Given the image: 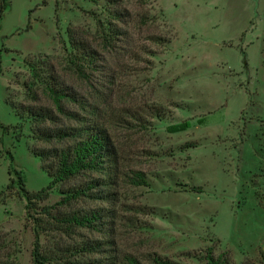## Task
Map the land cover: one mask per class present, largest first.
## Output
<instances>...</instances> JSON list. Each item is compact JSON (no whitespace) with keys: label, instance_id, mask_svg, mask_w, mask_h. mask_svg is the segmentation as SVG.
I'll use <instances>...</instances> for the list:
<instances>
[{"label":"rangeland","instance_id":"1","mask_svg":"<svg viewBox=\"0 0 264 264\" xmlns=\"http://www.w3.org/2000/svg\"><path fill=\"white\" fill-rule=\"evenodd\" d=\"M262 9L264 0H11L0 31V124L10 127H0V259L32 261V222L20 186L8 189L17 181L9 165L30 192L51 181L32 153L49 145L34 139L24 107L53 109L59 128L80 123L46 91L55 78L74 98L63 109L106 128L118 152L116 171L105 163L74 182H104L106 201L72 209L100 210L105 224L63 241L103 244L94 256L103 264L125 254L204 264L207 248L231 264H264ZM110 22L123 33L108 46L99 23ZM83 53L96 60L74 57ZM139 174L146 186L135 184ZM62 189L40 206L59 202ZM56 238L41 236L43 249Z\"/></svg>","mask_w":264,"mask_h":264},{"label":"trees","instance_id":"2","mask_svg":"<svg viewBox=\"0 0 264 264\" xmlns=\"http://www.w3.org/2000/svg\"><path fill=\"white\" fill-rule=\"evenodd\" d=\"M11 0H0V31L2 30V20L6 11L10 7ZM118 12V11H116ZM115 19L121 20V14L114 13ZM125 23V22H124ZM104 36V42L108 46L120 39L121 30L117 28V24L113 26L110 23H99ZM106 26V28H105ZM158 43L166 45L169 40L166 38H156ZM71 43L76 48V51H84L79 45H76L74 37L70 36ZM78 54V52H77ZM94 53H83L80 56H74L78 61L84 60L88 63H93L96 60ZM244 65H247L245 58ZM85 64V63H84ZM91 65V64H89ZM49 78V77H48ZM44 81L43 85L46 91L54 101L58 112L65 116L71 117L75 121H80L75 127L57 126V117L54 110L48 107L25 108L26 114H21L20 117H28L35 126V138L37 142L47 144L49 147H42L38 150H33L35 157L42 162L43 169L47 172L51 181L48 186L37 192H30L26 188V178L24 173L16 170L12 164L8 167V174L17 178L11 179L9 188L15 189L19 187L18 196L26 200L25 210L32 222V232L34 236L32 244V261L31 264H103L102 261L94 259V256L101 252L103 244L99 242L85 241L79 245H70L63 241V237L78 236L81 231H95L100 223H105L100 210H73L72 205L78 204L80 201L90 200L106 201L107 197L100 191L104 186V182L99 180H91L84 184L74 183L84 174L97 172L105 163H112L114 170H117L118 152L114 146L106 128H101L99 124H94L91 120L85 124L80 120L79 114L67 113L61 102L65 99H74L73 95L65 92L59 82ZM51 124V127L49 126ZM55 127H53V125ZM4 132H7L10 127L0 124ZM190 127V122L186 121L180 124L171 126L170 132L178 133L187 130ZM63 144L62 147L51 146V144ZM264 164V158H263ZM264 177V170H262ZM137 186H146L147 182L143 174L136 175ZM62 185L63 198L52 206H40L48 200L51 191L57 185ZM264 204V194L262 195ZM50 233L56 235L53 248L45 251L41 244V236ZM228 252L215 254L213 248H207L204 255V264H231V258ZM150 264H185L174 262L172 260L160 257L158 255L149 256ZM0 264H11L4 259H0ZM114 264H145L137 257L132 255H116Z\"/></svg>","mask_w":264,"mask_h":264},{"label":"crops","instance_id":"3","mask_svg":"<svg viewBox=\"0 0 264 264\" xmlns=\"http://www.w3.org/2000/svg\"><path fill=\"white\" fill-rule=\"evenodd\" d=\"M259 16L264 19V9H262L261 13H259ZM250 26H251V27H249L250 31H252L254 26H253V24H250ZM261 44H262V41H260V45ZM262 45H261V52H262V47H263Z\"/></svg>","mask_w":264,"mask_h":264}]
</instances>
